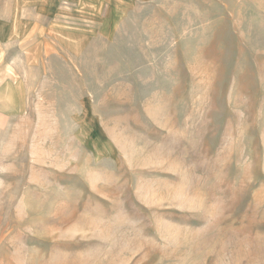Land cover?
Returning a JSON list of instances; mask_svg holds the SVG:
<instances>
[{
    "label": "rangeland",
    "instance_id": "1",
    "mask_svg": "<svg viewBox=\"0 0 264 264\" xmlns=\"http://www.w3.org/2000/svg\"><path fill=\"white\" fill-rule=\"evenodd\" d=\"M0 264H264V0H0Z\"/></svg>",
    "mask_w": 264,
    "mask_h": 264
}]
</instances>
